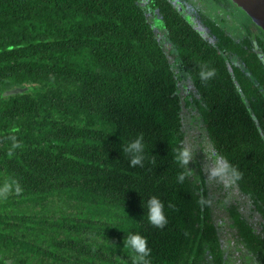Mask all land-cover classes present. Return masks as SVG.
<instances>
[{
	"label": "trees",
	"instance_id": "trees-1",
	"mask_svg": "<svg viewBox=\"0 0 264 264\" xmlns=\"http://www.w3.org/2000/svg\"><path fill=\"white\" fill-rule=\"evenodd\" d=\"M192 56L201 65L189 70L199 94L191 102L250 205V217L227 208L232 254L264 264L262 62L257 52L242 69L223 55ZM203 66L215 69L210 80L200 79ZM18 86L31 89L2 96ZM181 88L138 0H0V189L12 180L21 189L0 194V224L17 227L3 220L9 213L36 220L52 243L0 229V264H35L30 254L42 264H133L131 234L147 238L151 264H233L211 221L203 176L177 182L186 170L175 159L184 147ZM141 134L145 159L130 166L122 149ZM152 196L165 205L162 229L148 219ZM101 233L117 246L103 249L88 236Z\"/></svg>",
	"mask_w": 264,
	"mask_h": 264
},
{
	"label": "flooded vegetation",
	"instance_id": "flooded-vegetation-1",
	"mask_svg": "<svg viewBox=\"0 0 264 264\" xmlns=\"http://www.w3.org/2000/svg\"><path fill=\"white\" fill-rule=\"evenodd\" d=\"M138 4L163 42L175 76L180 75L179 94L183 91L185 97H199L189 73L201 65L193 54L206 59L223 55L242 69L250 53L257 52L262 62L257 69L264 75V57L258 45H264V32L231 0H138ZM235 47L242 58L234 55ZM182 54L186 59L181 62Z\"/></svg>",
	"mask_w": 264,
	"mask_h": 264
},
{
	"label": "rangeland",
	"instance_id": "rangeland-1",
	"mask_svg": "<svg viewBox=\"0 0 264 264\" xmlns=\"http://www.w3.org/2000/svg\"><path fill=\"white\" fill-rule=\"evenodd\" d=\"M182 92L179 95L182 106L181 123L184 132V146L190 147L193 153L192 160L188 165L190 169L189 176L192 180L194 179V182L196 181V184H198L199 175L201 174L203 176L206 183V191L209 196L211 221L216 226L218 240L221 246L224 248L226 254L230 256V259L234 261L233 264L235 263V260L237 261V264H252L251 261H248L245 257V260H242L243 258L240 260L238 257H235L232 254H235V249L237 248L236 232L234 227L232 226L227 211L228 207L234 205L236 206V208H238L243 216L250 217L249 202L240 196L236 185L232 181L231 173L227 171V169H225L224 166L219 162L213 145L207 136L205 125L202 119L198 117L196 109H194L195 107L191 102L192 98L185 97ZM193 97L196 98L197 96L193 95ZM79 207L84 208L85 206ZM36 210H38V208ZM80 210L81 209H78L77 215H75L78 218L82 217L80 214ZM21 211V209L16 210L14 215L21 217ZM66 212L70 214L76 211L67 210ZM28 214L31 215L29 211ZM8 217L10 218L9 220H7L8 218L6 216H3L2 218L4 221L8 222V224L14 223L17 225V227L0 224V229L5 228L3 232L8 233L11 236L17 235V237H20L21 234H24L26 236L23 238L24 240L33 242L35 244L41 243V237L47 238L44 239V243L46 247L49 246V248H51L52 243H50L47 235L43 234L46 231H39V228L43 227H41L36 220H14L12 219L11 213L8 214ZM25 225L32 226L33 229L28 231L26 230ZM52 232L54 233V231ZM82 235H84L83 232L81 236ZM106 235L107 234L103 233H101V235L88 234V236L93 241H95V243L99 242V244H102L103 249L104 247L115 248L117 246V242L112 239H107ZM61 236L66 237V235L64 234H62ZM23 256H25L24 252ZM29 256L35 264L37 262L42 264V262L45 260L44 258L43 261L39 262V259H34L33 255L30 254ZM205 256L208 255L206 254ZM114 257L117 258V256ZM117 259H119V257Z\"/></svg>",
	"mask_w": 264,
	"mask_h": 264
},
{
	"label": "clouds",
	"instance_id": "clouds-1",
	"mask_svg": "<svg viewBox=\"0 0 264 264\" xmlns=\"http://www.w3.org/2000/svg\"><path fill=\"white\" fill-rule=\"evenodd\" d=\"M215 76V69L203 66L199 72V77L202 81L210 80ZM14 139V138H13ZM143 135H138L134 140H131L123 147V152L129 156L130 166L142 165L145 159V144L143 142ZM13 148L19 145L14 141ZM192 149L188 146L181 147L176 150V161L185 171H182L177 176V182L183 183L186 175L190 173V169H187L190 161L192 160ZM239 178V174H236ZM15 187V190L19 192L21 189L15 180L11 183H6L0 194H7L11 187ZM203 202V201H202ZM148 207V219L149 222L157 227L164 228L167 224V217L165 214V205L157 196H152L147 201ZM127 246L134 253L132 259L133 264H151V248L148 246L147 238L140 234H131L126 240Z\"/></svg>",
	"mask_w": 264,
	"mask_h": 264
},
{
	"label": "water",
	"instance_id": "water-1",
	"mask_svg": "<svg viewBox=\"0 0 264 264\" xmlns=\"http://www.w3.org/2000/svg\"><path fill=\"white\" fill-rule=\"evenodd\" d=\"M264 32V0H231ZM31 88L28 86L14 87L2 92V96L22 94Z\"/></svg>",
	"mask_w": 264,
	"mask_h": 264
}]
</instances>
